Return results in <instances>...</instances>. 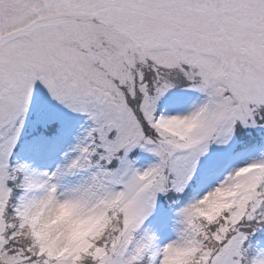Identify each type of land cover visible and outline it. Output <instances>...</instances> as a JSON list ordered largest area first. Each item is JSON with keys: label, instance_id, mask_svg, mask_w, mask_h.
Instances as JSON below:
<instances>
[{"label": "snow or ice", "instance_id": "snow-or-ice-1", "mask_svg": "<svg viewBox=\"0 0 264 264\" xmlns=\"http://www.w3.org/2000/svg\"><path fill=\"white\" fill-rule=\"evenodd\" d=\"M0 264H264V0H0Z\"/></svg>", "mask_w": 264, "mask_h": 264}]
</instances>
